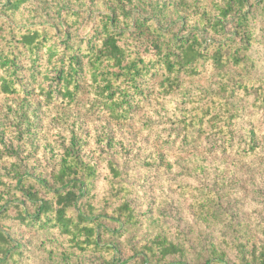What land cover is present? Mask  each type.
I'll use <instances>...</instances> for the list:
<instances>
[{"label": "trees", "instance_id": "obj_1", "mask_svg": "<svg viewBox=\"0 0 264 264\" xmlns=\"http://www.w3.org/2000/svg\"><path fill=\"white\" fill-rule=\"evenodd\" d=\"M99 1L105 12L90 19L88 34L73 37L80 11L67 10L53 25L30 23L24 22L29 0H3L0 97L38 92L45 103L70 108L87 86L93 108L126 122L144 80L157 78L158 94L174 96L185 80L210 67L215 86L189 101L177 134L192 154L199 150L193 148L195 132L205 134L200 150L219 166V180L197 184L203 193L195 202L206 224L216 222L217 234L182 240L157 232L124 246L139 220L123 173L108 160L110 189L98 198L96 164L68 147L47 177L25 173L18 163L0 175V264L19 263L21 245L6 231L11 225L46 233L41 247L57 237L63 264H73L70 254L96 257L82 264H264V220L240 219L248 200L233 188L259 146L254 130L248 140L239 135L237 122L242 95L253 111H264V80L254 77L251 55L260 43L255 30L258 19L264 23V0ZM2 155L0 150V160ZM184 181L173 190L191 195L193 182Z\"/></svg>", "mask_w": 264, "mask_h": 264}, {"label": "rangeland", "instance_id": "obj_2", "mask_svg": "<svg viewBox=\"0 0 264 264\" xmlns=\"http://www.w3.org/2000/svg\"><path fill=\"white\" fill-rule=\"evenodd\" d=\"M90 1L29 0L24 22L53 25L58 17L73 9L81 15L71 34L82 37L88 34L90 19L105 12L99 0L93 4ZM255 33L260 43L251 53L255 61L253 75L264 80V23L259 19ZM156 83L157 78L142 82L143 91L130 101L126 122L110 121L100 109L93 108V93L87 86L70 108L59 102L45 103L38 92L0 97V150L3 152L0 175L18 163L25 173L47 177L56 168L63 150L72 147L83 160L96 164L98 178L93 192L98 198L110 189L107 161L113 160L123 173L124 182L130 188L127 198L139 220L127 232L124 246L157 232L182 240L216 235V222L206 224L198 215L195 202L203 193L197 184L205 178L219 180V166L211 163L213 156L200 150L206 147L205 134L200 137V132H195L193 148L199 145V150L194 154L189 153L188 145L180 143L181 137L177 134L180 120L191 110L189 101L214 88V73L207 67L201 76L185 80L174 96L158 94ZM35 87L29 86L34 90ZM238 99L243 107L237 122L239 135L247 139L249 131L254 130L259 146L252 160L241 165L243 173L233 180V188L235 196L248 200L247 208L238 211L240 219L258 224L264 220V111H253L249 98L244 95ZM185 179L193 182L191 195L173 190L172 186L182 184ZM6 231L21 245L18 264H63L57 237L41 247L37 244L48 240L46 233L17 225L7 227ZM69 256V263L73 264L96 261L90 254Z\"/></svg>", "mask_w": 264, "mask_h": 264}]
</instances>
